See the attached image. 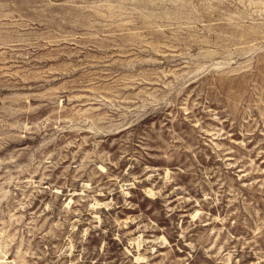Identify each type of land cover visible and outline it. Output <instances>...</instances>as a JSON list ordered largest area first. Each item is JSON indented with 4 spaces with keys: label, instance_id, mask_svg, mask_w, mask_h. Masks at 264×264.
<instances>
[{
    "label": "rangeland",
    "instance_id": "rangeland-1",
    "mask_svg": "<svg viewBox=\"0 0 264 264\" xmlns=\"http://www.w3.org/2000/svg\"><path fill=\"white\" fill-rule=\"evenodd\" d=\"M0 264H264V0H0Z\"/></svg>",
    "mask_w": 264,
    "mask_h": 264
}]
</instances>
